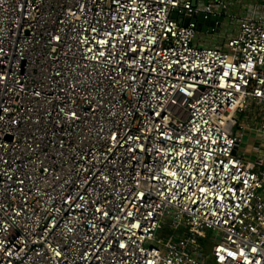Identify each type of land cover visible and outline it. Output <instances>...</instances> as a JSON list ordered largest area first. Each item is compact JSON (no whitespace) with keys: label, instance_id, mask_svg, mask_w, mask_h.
Wrapping results in <instances>:
<instances>
[{"label":"built area","instance_id":"2783aa9c","mask_svg":"<svg viewBox=\"0 0 264 264\" xmlns=\"http://www.w3.org/2000/svg\"><path fill=\"white\" fill-rule=\"evenodd\" d=\"M220 3L0 0V264H264V16L197 43Z\"/></svg>","mask_w":264,"mask_h":264},{"label":"crops","instance_id":"0c3cea01","mask_svg":"<svg viewBox=\"0 0 264 264\" xmlns=\"http://www.w3.org/2000/svg\"><path fill=\"white\" fill-rule=\"evenodd\" d=\"M197 1V9L202 10L209 4H212L213 0H196ZM220 6L223 4L224 8L222 9V15L224 16V22L220 28V31H223L222 35L224 41L232 34L235 33L237 27V19L243 16H251V15H263L264 16V0H219ZM222 5V6H223ZM222 8V7H221ZM235 20L236 25L234 30L230 33H227V26L229 21ZM207 21H211L209 19L204 18L201 23V27L205 28L204 31H197V40L196 42L202 45L207 44V42H211L214 38V31H209L210 29H215L216 27H209L207 25ZM200 34L204 36L202 40L200 38ZM217 37V36H216ZM208 46H216V45H208ZM219 47V46H217ZM261 122L254 121L251 125L243 132V138L238 150L239 155L244 159L245 164L252 170H256L258 166V161L262 160V167L264 168V131H259V125ZM264 124V122L262 123ZM236 130V129H235ZM238 131V129L236 130ZM252 140V141H251ZM253 142V146L250 150H247L249 153L243 155L240 153L241 146H247L249 143Z\"/></svg>","mask_w":264,"mask_h":264},{"label":"rangeland","instance_id":"374dc122","mask_svg":"<svg viewBox=\"0 0 264 264\" xmlns=\"http://www.w3.org/2000/svg\"><path fill=\"white\" fill-rule=\"evenodd\" d=\"M235 22H236L235 20L228 22L227 33H230V32H232L234 30V27L236 25ZM207 25H209V27H213V26L216 27V23L214 21H212V20L211 21H207ZM222 32L223 31H220V32L219 31H214V35L215 36H214L213 40L211 42H207V44H205V45L206 46H208V45H216V46H219V47H223L225 41L223 39V36L220 35V34H222ZM200 38L203 40L204 36L202 34H200ZM251 141H250V143L247 146H244V145L241 146V149H240V153L241 154L246 155L247 153H249L247 150H250V148L253 146V142H251ZM170 236H172L170 228L166 224L160 226V228H159V230L157 232V237L159 238V240L168 239ZM173 236H174V232H173ZM208 250L210 251V247L208 248Z\"/></svg>","mask_w":264,"mask_h":264},{"label":"water","instance_id":"95a60500","mask_svg":"<svg viewBox=\"0 0 264 264\" xmlns=\"http://www.w3.org/2000/svg\"><path fill=\"white\" fill-rule=\"evenodd\" d=\"M193 7L194 8L197 7V1L196 0H193ZM173 18L177 19L178 18L177 14H174ZM204 18H205V14L204 13L195 14L191 18H186L184 20V22H183V25L186 26V25H188L189 22H194V23H196L197 31L201 32V31L205 30V28L201 27V23L203 22ZM206 19L212 20V21H214L216 23V28L215 29L212 28L209 31H218V30H220V28H221V26H222V24L224 22V16H213V15H210V16H207Z\"/></svg>","mask_w":264,"mask_h":264}]
</instances>
